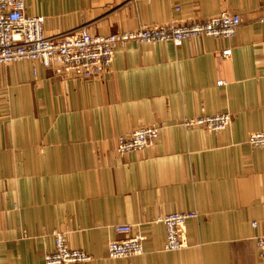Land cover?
Segmentation results:
<instances>
[{
    "label": "crops",
    "instance_id": "crops-1",
    "mask_svg": "<svg viewBox=\"0 0 264 264\" xmlns=\"http://www.w3.org/2000/svg\"><path fill=\"white\" fill-rule=\"evenodd\" d=\"M25 3L28 15L45 17L47 36L221 11L242 24L229 39L130 42L95 78H64L31 60L0 64V264H45L56 231L94 257L74 264H264V147L248 142L264 131V0ZM221 111L233 116L221 131L182 123ZM147 125L161 127L158 140L120 155L118 136ZM175 211L198 215L186 247L168 251L159 217ZM119 224L145 236L142 254L108 255Z\"/></svg>",
    "mask_w": 264,
    "mask_h": 264
},
{
    "label": "built area",
    "instance_id": "built-area-1",
    "mask_svg": "<svg viewBox=\"0 0 264 264\" xmlns=\"http://www.w3.org/2000/svg\"><path fill=\"white\" fill-rule=\"evenodd\" d=\"M261 12L259 18L264 22V5ZM44 23V16L26 13L25 0H0V64L31 60L53 68L64 78H95L111 69L116 54L130 42L161 43L172 40L181 44L185 40L205 36L229 39L237 34L242 19L237 13L221 11L207 19L142 25L135 30L110 34H92L87 28H80L57 36H47ZM222 54L229 56L231 49H224ZM261 77L264 79V71ZM232 121L229 111H221L185 118L182 123L186 127L200 126L213 132L227 129ZM160 133V126H141L130 134L118 136L116 150L120 155L144 150L158 140ZM248 142L253 147H264V131L252 133ZM197 215L196 211H175L159 217L166 227V250L186 247L187 223ZM253 225L256 226V223ZM115 231L121 237L109 241L110 257H131L144 252L145 236L141 233L132 235L131 224L116 225ZM257 246L264 256V231L257 236ZM93 258L84 249L71 247L64 231H56L55 248L46 253L45 264L84 263Z\"/></svg>",
    "mask_w": 264,
    "mask_h": 264
}]
</instances>
